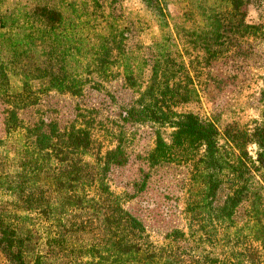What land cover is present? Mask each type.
<instances>
[{
    "label": "trees",
    "instance_id": "trees-1",
    "mask_svg": "<svg viewBox=\"0 0 264 264\" xmlns=\"http://www.w3.org/2000/svg\"><path fill=\"white\" fill-rule=\"evenodd\" d=\"M123 1L0 0L1 251L10 264H264V86L250 124L175 109L204 66L264 56L248 18L261 0ZM115 73L136 92L121 120L153 127L148 164L189 166L185 227L160 243L109 182L128 161L121 130L103 145L89 120L25 117L40 94L80 96Z\"/></svg>",
    "mask_w": 264,
    "mask_h": 264
},
{
    "label": "rangeland",
    "instance_id": "rangeland-1",
    "mask_svg": "<svg viewBox=\"0 0 264 264\" xmlns=\"http://www.w3.org/2000/svg\"><path fill=\"white\" fill-rule=\"evenodd\" d=\"M123 4L127 12L141 7L138 0H124ZM167 7L170 19H176L180 14L179 4L171 2ZM248 18L264 24V0L259 5L248 6ZM254 45L258 53L264 51V37L256 39ZM200 71V76L194 78L197 98L176 105L177 111H192L203 118H213L220 128L233 122L250 124L258 118L264 86V56L256 54L243 71L232 70L225 60L204 66ZM147 74L145 71L144 77ZM135 94L115 73L102 81L99 88L87 84L80 96L54 90L40 94L38 103L25 117L56 118L63 125L76 119L89 120L96 139L103 145L113 144L115 138L111 131L121 130L128 161L112 169L109 182L116 191L124 193L125 208L138 216L151 238L160 243L172 229L185 227L183 208L189 166L175 162L154 167L148 164L146 155L155 139L153 127L149 123H124L119 115L121 107L129 104ZM1 120L0 101V136L3 135ZM254 148L249 145L250 150ZM0 264H10L1 249Z\"/></svg>",
    "mask_w": 264,
    "mask_h": 264
}]
</instances>
